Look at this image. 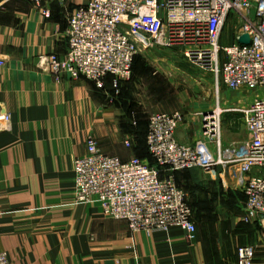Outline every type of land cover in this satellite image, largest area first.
<instances>
[{"label": "crops", "instance_id": "obj_1", "mask_svg": "<svg viewBox=\"0 0 264 264\" xmlns=\"http://www.w3.org/2000/svg\"><path fill=\"white\" fill-rule=\"evenodd\" d=\"M87 1L41 0L38 7L31 0H0V103L10 114L9 128L0 129V250L12 264H236L238 246L262 243L263 251L259 225L243 220L246 198L229 185L232 175L197 176L193 182L220 190L227 218L226 226H215L193 215L192 238L175 226L131 231L126 222L104 215L94 199H76L74 161L86 154L88 138L126 161L139 154L147 131V122L135 124L124 113V89L114 88L111 76L98 90L83 77H57L48 69L45 58L67 50L68 15ZM163 50H174L171 65L184 60L175 55L182 56L177 48L147 51ZM139 88L150 92L146 84ZM194 117L185 115L184 127ZM127 133L136 135L128 146ZM175 135L190 141L179 128Z\"/></svg>", "mask_w": 264, "mask_h": 264}, {"label": "built area", "instance_id": "obj_2", "mask_svg": "<svg viewBox=\"0 0 264 264\" xmlns=\"http://www.w3.org/2000/svg\"><path fill=\"white\" fill-rule=\"evenodd\" d=\"M31 1L40 6L41 0ZM224 32L232 35L227 44L221 43ZM242 35H248L249 44L237 41ZM66 37L65 54L45 58L57 77H83L103 88L111 76L116 87L130 77L139 52L177 48L186 63L211 74L217 88H245L254 97L230 109L241 114L247 135L228 146L216 135L220 113L214 110L202 114V136L191 144L176 138L184 119L180 112L150 114L145 142L155 166L138 157L122 161L107 155L88 138L86 154L74 161L76 199H94L104 215L126 222L131 231L175 226L192 238L193 212L171 173L220 167V175H232L229 185L245 195L243 220L256 222L264 240V0H88L68 15ZM9 122L0 103V129L9 128ZM158 167L168 175L160 176ZM261 247L238 246L236 264H254ZM0 264H12L3 250Z\"/></svg>", "mask_w": 264, "mask_h": 264}, {"label": "rangeland", "instance_id": "obj_3", "mask_svg": "<svg viewBox=\"0 0 264 264\" xmlns=\"http://www.w3.org/2000/svg\"><path fill=\"white\" fill-rule=\"evenodd\" d=\"M231 41V33L227 35L224 32L221 36V43L227 44ZM173 51L163 50L151 53L146 50L136 55L130 77L120 79L116 84V86L122 85L124 89V92L119 95L124 113L131 119L133 118L131 121L135 124L140 121L141 125H145L149 115L159 112L161 107L180 106L176 108L177 112H180L184 117L185 115L187 117L195 116V122L189 123L190 127H184L183 124L186 122V118L183 119L178 128L190 141H178L191 144L202 136V114L210 110L217 111L220 109L216 135L220 137L222 143L228 146L232 142L244 139L247 133L242 116L239 112L230 109L251 102L254 98L253 91L245 88L235 91L223 85L217 88L211 74L200 71L186 63L185 60H181L182 56L178 53L175 52V55L180 58V63L172 65L167 63V59L170 54L174 53ZM136 74L139 76L138 79ZM142 84H146V87L150 88V92H147L148 95L144 92V88H139ZM133 85H135V88L136 86L139 87L133 91L129 90ZM143 95L153 97L150 101L143 103L140 99ZM194 126L198 131L195 138L192 136ZM141 134L143 135V133ZM125 135L124 143L125 141L136 140L135 133ZM138 155L145 156L144 151L141 149ZM138 155L133 157L148 161L147 158H141ZM158 169L160 176H166L169 173L159 167ZM220 174V167H216L214 170L190 168L171 173L175 183L186 193L194 216L198 217L199 220H203V222H213L215 226L224 223V226H226V207L223 204L225 196L215 187L210 188L207 185H195L193 183L196 182L197 176H220ZM249 244L255 243L250 242ZM260 250L258 249L256 253L254 264H264V250Z\"/></svg>", "mask_w": 264, "mask_h": 264}, {"label": "trees", "instance_id": "obj_4", "mask_svg": "<svg viewBox=\"0 0 264 264\" xmlns=\"http://www.w3.org/2000/svg\"><path fill=\"white\" fill-rule=\"evenodd\" d=\"M134 60H135V58H134ZM133 63H134V61H133ZM97 89L98 90H102L103 88H97ZM145 136H146V132H145L144 138H143L144 144H143V146L141 148L144 151L145 156H139V155L138 156L141 157V158H147V160L149 161V164L153 165L154 164V160H153L152 156L150 155V153L148 152V149H147V146H146V142H145Z\"/></svg>", "mask_w": 264, "mask_h": 264}, {"label": "water", "instance_id": "obj_5", "mask_svg": "<svg viewBox=\"0 0 264 264\" xmlns=\"http://www.w3.org/2000/svg\"><path fill=\"white\" fill-rule=\"evenodd\" d=\"M237 41L240 43V44H249L250 43V39L248 37V35H242V36H239L237 38Z\"/></svg>", "mask_w": 264, "mask_h": 264}, {"label": "bare ground", "instance_id": "obj_6", "mask_svg": "<svg viewBox=\"0 0 264 264\" xmlns=\"http://www.w3.org/2000/svg\"><path fill=\"white\" fill-rule=\"evenodd\" d=\"M216 114H219L220 113V109H218L217 111H215Z\"/></svg>", "mask_w": 264, "mask_h": 264}]
</instances>
